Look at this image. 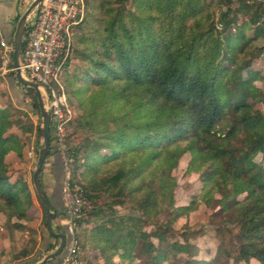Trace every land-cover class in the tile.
I'll return each instance as SVG.
<instances>
[{"label":"trees","instance_id":"obj_1","mask_svg":"<svg viewBox=\"0 0 264 264\" xmlns=\"http://www.w3.org/2000/svg\"><path fill=\"white\" fill-rule=\"evenodd\" d=\"M128 4L136 10L128 11ZM263 26L261 0H84L68 56L57 62L65 70L72 59L83 64L64 81L67 101L78 110L73 126L84 133L67 154L72 178L78 172L91 204L75 219L73 234L94 264H134L141 257L144 264H162L188 255L184 233L181 241L171 239L172 223L197 201L174 206L169 183L175 154L185 152L187 169L199 174L198 202L224 213L223 230L241 260L264 264V164L254 160L264 154V105L256 110L263 120L260 136L245 123L246 106L263 98L251 68L264 55V42L255 45ZM9 74L16 81L14 71ZM21 89L32 110L0 104V215L10 238L34 204L27 181L10 174L6 157H21L29 136L37 146L42 132L29 115L39 113L36 93ZM53 141L50 127L46 158L56 153ZM106 164L111 166L103 170ZM237 184L245 186L242 199L233 195ZM134 197L138 215L120 214L117 207ZM51 210L52 220L64 216ZM161 213L166 217L158 222ZM147 223L154 227L144 229ZM59 229L67 233L65 226ZM36 245L31 236L18 251H7L12 264L32 261ZM62 253L47 263L59 264Z\"/></svg>","mask_w":264,"mask_h":264},{"label":"rangeland","instance_id":"obj_2","mask_svg":"<svg viewBox=\"0 0 264 264\" xmlns=\"http://www.w3.org/2000/svg\"><path fill=\"white\" fill-rule=\"evenodd\" d=\"M127 6L128 11L136 10L137 8L136 5L128 4ZM127 15V12L123 13L122 17L124 21ZM74 25L75 24H72L69 28L70 38L72 37L71 33ZM27 29L28 25H26L25 31ZM244 31L247 35L252 34L251 27L248 24L244 26ZM256 37L255 45L264 42V26L262 27L261 32L256 33ZM9 44H11L10 46L12 47V43ZM82 65L83 64L81 61L72 59L67 70L61 67V73L59 74V84L52 83L47 87V89H41L43 90V97L41 98L43 101H45V104L47 102V105H50L49 101L53 100L52 95L54 94L55 98L61 97L63 103L69 109L70 118L62 127L63 133L65 134L64 141L66 143V147H68L69 144L73 145L78 143L84 136V133L79 130H75L73 126V119L76 117V115H78V110L69 101H67V87L64 82L69 75H75L76 73L78 74L77 69ZM251 68L257 73L253 75L252 82L257 88L260 89L263 94V98L260 101H256L255 103L246 106V110L250 111V115L245 118V123L249 128L255 130L258 136H260L263 129V120L261 115L256 113V110L262 109V106L264 105V55H260L259 57L256 56ZM11 71H14L12 69L11 56L8 54V52L2 49V47H0V104L4 103L3 105L6 104L10 108L19 107L24 111L32 110L30 100L28 98L25 99L23 93L19 94L15 92V89H13L14 80L9 74ZM29 115L33 122L42 128L43 118L40 112L37 113L30 111ZM42 142L43 138L41 132L37 142V146H39L38 151L42 146ZM53 144H55V141H53ZM37 146L34 144V137L29 136L25 139L21 157H18L13 153L6 157V161L9 162L10 165V174H18L27 181L32 193L34 205L30 208L28 217L21 220L23 226H21V228L18 230H14L12 238L8 236L9 230L6 229L5 216L2 214L0 215V264H12L13 261H11L9 257L10 254L8 255L7 251L11 253L18 251L24 246V243H26V241L31 236H34L37 239V245L34 247V249H32V253L28 256L29 258L33 256L32 258L34 259L32 261L40 260L44 255L51 252L58 244V242L54 240L50 249L48 248L45 251L40 250V243L42 241L41 235L43 232L45 233L47 231L43 223V210L37 200L32 183V173L35 169L38 155V151H35V147ZM175 157L177 158L176 165L170 170L169 180L171 185V203L178 207L197 201V205L194 210L177 217L172 223L171 239L181 241L183 237L182 233H184L188 238V255H172L162 264H257V261L254 259H250L249 262H245L239 258L231 235L223 230L222 226L223 220L225 218L224 213H222L219 208L208 207L203 202H198V193L200 191L201 184L199 174L195 171H190L187 169L190 157L189 152H185L182 155L175 154ZM254 160L257 162L262 161L264 164V154H257ZM109 166L111 165L106 164L104 167H102V169L104 170V168L106 169ZM68 169L69 170L67 173L66 170L63 172L60 190L64 205V180L70 179L72 183L79 186V182L82 180L81 177L77 175L78 172L73 176L74 178H72L73 172L71 171L70 165H68ZM85 171L87 173L88 170L85 169ZM233 195L237 199H242L245 196V186L243 184L235 185L233 187ZM106 199L107 197H102V200ZM138 199V197L131 198L126 202L125 205L117 207L119 213L138 215V212L133 208V206H135L138 202ZM88 203L89 206L86 209L91 206L89 200ZM66 215L67 214L65 212L64 216H60L52 220L53 227L57 221L60 222L61 220L64 224H66ZM165 217L166 213H161L157 218V221L160 222ZM153 227L154 226L148 223L144 225V229H152ZM76 229L74 225L73 233ZM58 231L61 230L59 229ZM1 250L6 253H1ZM77 255V258L81 264H94V260L92 259L93 254L90 251L79 248ZM186 259H188L189 263L186 261ZM98 260L102 261L99 258ZM143 262L144 259L141 257L136 259L134 264H144Z\"/></svg>","mask_w":264,"mask_h":264},{"label":"built area","instance_id":"obj_3","mask_svg":"<svg viewBox=\"0 0 264 264\" xmlns=\"http://www.w3.org/2000/svg\"><path fill=\"white\" fill-rule=\"evenodd\" d=\"M83 12L84 0H40L27 19L28 29L26 43L21 50L20 69L24 77L36 83L39 89H47L52 83L59 84L61 62L57 60L64 61L67 57L71 41L69 28L82 20ZM10 45L0 34V47L12 57L13 46ZM52 96L49 108L54 149L61 158L63 172L66 170L67 173L71 158L67 154L62 127L69 120L70 112L61 97ZM63 192L67 239L59 264H81L77 258L79 247L73 228L75 219L89 203L81 186L70 179L64 180Z\"/></svg>","mask_w":264,"mask_h":264},{"label":"water","instance_id":"obj_4","mask_svg":"<svg viewBox=\"0 0 264 264\" xmlns=\"http://www.w3.org/2000/svg\"><path fill=\"white\" fill-rule=\"evenodd\" d=\"M40 0H32L31 3L26 7L23 13L19 16L18 21L15 24L14 30L12 32V37L9 43H12L13 51H12V66L15 73L16 82H18L21 86L32 88L37 96L38 108L39 112L43 118L42 125V146L38 151L37 161L35 165V169L32 173V183L35 190V193L42 204L46 217H45V227L47 233L58 239L57 246L49 253L44 255L38 261H32L25 264H46L48 261L53 260L60 256V254L64 251L66 245V233L63 231H56L53 227L52 223V214L51 203L47 198V195L44 193L41 188L39 175L41 169L43 167L44 161L49 151L50 147V108L47 104L43 103V100L39 94V88L36 83L28 80L21 72L20 69V56L22 50L23 37L26 29L27 19L33 12V10L38 6ZM65 214V210L62 211Z\"/></svg>","mask_w":264,"mask_h":264},{"label":"crops","instance_id":"obj_5","mask_svg":"<svg viewBox=\"0 0 264 264\" xmlns=\"http://www.w3.org/2000/svg\"><path fill=\"white\" fill-rule=\"evenodd\" d=\"M31 1L32 0H0V34L6 42L11 40L12 32L16 24V18L23 13ZM13 89H15V92L22 94V89L16 81H14ZM43 166L42 188L46 192L52 207L57 209L58 212L63 215L62 211L65 210V205L63 204L60 193L63 165L60 156L57 153L50 155L45 159ZM62 224H64L62 220L60 222L57 221L54 224L55 230L56 227L65 226V224ZM41 240L40 250L42 251H45L48 248L50 249L54 242V239L47 237L46 234L42 235ZM50 264H58V261L56 260Z\"/></svg>","mask_w":264,"mask_h":264},{"label":"bare ground","instance_id":"obj_6","mask_svg":"<svg viewBox=\"0 0 264 264\" xmlns=\"http://www.w3.org/2000/svg\"><path fill=\"white\" fill-rule=\"evenodd\" d=\"M39 94H40L41 97H43V90L39 89ZM44 102H45V101H43V103H44Z\"/></svg>","mask_w":264,"mask_h":264}]
</instances>
